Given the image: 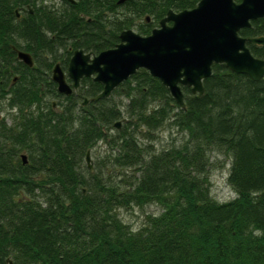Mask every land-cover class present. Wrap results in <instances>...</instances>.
I'll return each instance as SVG.
<instances>
[{"label": "trees", "instance_id": "obj_1", "mask_svg": "<svg viewBox=\"0 0 264 264\" xmlns=\"http://www.w3.org/2000/svg\"><path fill=\"white\" fill-rule=\"evenodd\" d=\"M116 1L0 0V264H264V76L213 63L201 96L180 87L183 108L143 68L107 97L92 99L91 77L56 91L50 69L74 50L147 35L198 0ZM238 34L264 36V17ZM246 46L264 59V45ZM164 129L176 134L167 144ZM218 155L227 200L210 191ZM144 205L157 211L136 229L119 215Z\"/></svg>", "mask_w": 264, "mask_h": 264}, {"label": "water", "instance_id": "obj_2", "mask_svg": "<svg viewBox=\"0 0 264 264\" xmlns=\"http://www.w3.org/2000/svg\"><path fill=\"white\" fill-rule=\"evenodd\" d=\"M123 1L117 0L116 4ZM262 17L264 0H198L190 9L167 10L147 35L124 29L112 48L96 54L74 50L66 73L55 63L50 79L56 84V91L67 96L78 86L80 78L91 77L102 85L101 91L92 98L99 99L109 96L120 82L143 68L183 108L180 87H188L196 98L201 96L202 80L210 75L213 63L223 64L228 71L245 75L252 81L264 76V59L253 56L246 46V42L264 45V36L246 38L238 34L240 29L249 26L250 20ZM14 50L18 60L32 65L27 52ZM85 102L86 99L82 104ZM21 159L25 162L23 155ZM89 161V150H86L84 162L90 169Z\"/></svg>", "mask_w": 264, "mask_h": 264}, {"label": "rangeland", "instance_id": "obj_3", "mask_svg": "<svg viewBox=\"0 0 264 264\" xmlns=\"http://www.w3.org/2000/svg\"><path fill=\"white\" fill-rule=\"evenodd\" d=\"M3 113L5 110L2 111ZM160 143L161 144H167L170 142V139L176 134L173 131H168L167 129H164L159 132L158 134ZM95 150H100L98 148H95L90 152V165L95 161L96 153L94 154ZM214 164L217 165V167L212 168L209 173V181H210V191L214 198L217 200H227L233 197V193L228 188L226 184V174H227V158L224 155H218L214 156ZM157 211V208L154 205H144L142 207L133 206L129 209H121L119 210V215L121 216L122 220L125 222H128L133 229H136L140 226V223L142 221V218L145 213H152Z\"/></svg>", "mask_w": 264, "mask_h": 264}, {"label": "flooded vegetation", "instance_id": "obj_4", "mask_svg": "<svg viewBox=\"0 0 264 264\" xmlns=\"http://www.w3.org/2000/svg\"><path fill=\"white\" fill-rule=\"evenodd\" d=\"M17 16H18V15L16 14V17H17ZM146 20H147V18H146ZM157 24H158V23H157ZM156 27H157V26H156ZM152 29H153V28H152ZM70 56H71V55H70ZM69 58H70V57H69ZM19 61H20V60H19ZM31 61H32V60H31ZM21 62H22V61H21ZM22 63H23V62H22ZM67 63H68V62H67ZM23 64H24V63H23ZM25 65H26V64H25ZM53 65H54V64H53ZM53 65H52V66H53ZM26 66H27V65H26ZM31 66H32V65H31ZM59 66H60V65H59ZM66 66H67V65H66ZM28 67H30V66H28ZM60 68L62 69L61 66H60ZM51 69H52V67H51ZM51 69H50V75H51ZM62 71H63L64 73H66V68H65V69H62ZM65 76H66V75H65ZM80 79H81V78H80ZM80 79H79V80H80ZM14 81H15V77L12 79V82H14ZM66 82H67L69 85L71 84L70 80H69L67 77H66ZM55 85H56V84H55ZM76 88H77V87H76ZM76 88H75V89H72L71 92L75 91ZM71 92H70V93H71ZM87 101H88V100L86 99V102H87ZM86 102H85V103H86ZM85 103H84V104H85ZM52 106L55 107V104L52 103Z\"/></svg>", "mask_w": 264, "mask_h": 264}, {"label": "bare ground", "instance_id": "obj_5", "mask_svg": "<svg viewBox=\"0 0 264 264\" xmlns=\"http://www.w3.org/2000/svg\"><path fill=\"white\" fill-rule=\"evenodd\" d=\"M30 9V8H29ZM32 11V10H31ZM258 19V18H257ZM254 20H256V19H254ZM250 21H253V20H250ZM54 84V83H53Z\"/></svg>", "mask_w": 264, "mask_h": 264}]
</instances>
